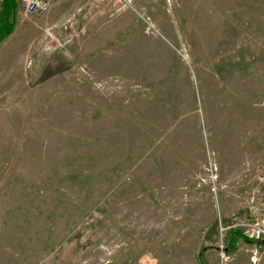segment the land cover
I'll return each mask as SVG.
<instances>
[{
    "label": "rangeland",
    "instance_id": "obj_1",
    "mask_svg": "<svg viewBox=\"0 0 264 264\" xmlns=\"http://www.w3.org/2000/svg\"><path fill=\"white\" fill-rule=\"evenodd\" d=\"M12 3L0 264H264L221 230L264 205V0ZM55 24L73 42L34 49Z\"/></svg>",
    "mask_w": 264,
    "mask_h": 264
},
{
    "label": "built area",
    "instance_id": "obj_2",
    "mask_svg": "<svg viewBox=\"0 0 264 264\" xmlns=\"http://www.w3.org/2000/svg\"><path fill=\"white\" fill-rule=\"evenodd\" d=\"M21 6L20 12H23L27 16L33 17H41L49 12L54 4V0H17ZM72 20L68 18L65 20L61 26L67 27L71 26ZM57 24L53 26H49L44 36L40 41H37L34 49L40 51H51L55 49H63L68 44L73 42V35L69 36H59L55 34V28ZM33 60L29 61L32 64ZM241 229L243 234L249 238L254 240L251 247V255L250 259L253 263H257L260 260L261 254L264 252V205L258 209V213L249 218L236 219L232 221L228 226L222 227V231H226L228 229ZM221 257L225 260L227 257L224 245H221L220 248Z\"/></svg>",
    "mask_w": 264,
    "mask_h": 264
},
{
    "label": "crops",
    "instance_id": "obj_3",
    "mask_svg": "<svg viewBox=\"0 0 264 264\" xmlns=\"http://www.w3.org/2000/svg\"><path fill=\"white\" fill-rule=\"evenodd\" d=\"M23 15L27 16L24 13ZM21 24H22V21L20 23L19 20H17V25H16L15 30L0 42V63L3 66L13 61V58L15 57L20 59L21 63H23L24 57L27 55V53H29L26 47L28 40L22 36L26 32H24V30L22 29H20V32L16 30L18 26H20ZM16 31H17V35H16ZM5 67L9 68L8 66H5ZM209 249L216 252L215 250L216 248H209ZM213 260L215 261L216 264L218 263V260L215 254H213Z\"/></svg>",
    "mask_w": 264,
    "mask_h": 264
},
{
    "label": "trees",
    "instance_id": "obj_4",
    "mask_svg": "<svg viewBox=\"0 0 264 264\" xmlns=\"http://www.w3.org/2000/svg\"><path fill=\"white\" fill-rule=\"evenodd\" d=\"M16 3H12L9 8H7L6 10H4V12L1 13L0 16V42L7 37L10 33L13 32V30L15 29L16 26V17H17V12H16ZM232 234H235L237 236H235L236 238L240 237L243 234H239L238 230H233L231 231ZM244 241H247L249 243H254L255 241L252 239L247 238L245 235H243L242 237ZM234 243L237 241V239H233ZM236 246V245H235ZM213 246H209V248H212ZM227 249V248H226ZM227 251V250H226ZM201 255V254H200ZM202 256V255H201Z\"/></svg>",
    "mask_w": 264,
    "mask_h": 264
},
{
    "label": "water",
    "instance_id": "obj_5",
    "mask_svg": "<svg viewBox=\"0 0 264 264\" xmlns=\"http://www.w3.org/2000/svg\"><path fill=\"white\" fill-rule=\"evenodd\" d=\"M261 207V205L260 206H258V207H255L254 209H253V212L255 213V214H257L258 213V209Z\"/></svg>",
    "mask_w": 264,
    "mask_h": 264
}]
</instances>
